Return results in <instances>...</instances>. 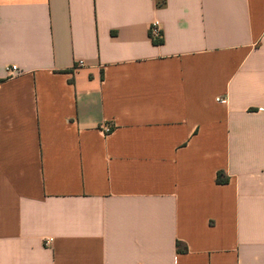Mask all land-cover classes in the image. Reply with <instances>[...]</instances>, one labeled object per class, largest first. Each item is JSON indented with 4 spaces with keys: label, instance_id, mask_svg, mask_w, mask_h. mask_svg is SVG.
Segmentation results:
<instances>
[{
    "label": "crops",
    "instance_id": "obj_1",
    "mask_svg": "<svg viewBox=\"0 0 264 264\" xmlns=\"http://www.w3.org/2000/svg\"><path fill=\"white\" fill-rule=\"evenodd\" d=\"M258 108L264 0H0V264H264Z\"/></svg>",
    "mask_w": 264,
    "mask_h": 264
},
{
    "label": "built area",
    "instance_id": "obj_2",
    "mask_svg": "<svg viewBox=\"0 0 264 264\" xmlns=\"http://www.w3.org/2000/svg\"><path fill=\"white\" fill-rule=\"evenodd\" d=\"M150 35H151V37L153 38V40H154V39H159V38H161V30H160V28H159V26H158L157 23H154V24L151 26V28H150ZM84 64H85V61H84L83 59H79V60L76 62L75 66H76V67H81V66H83ZM7 70H8V72L10 73V75L13 76V75H15V74L18 73V66L15 65V64H14V65H11L10 67L7 68ZM221 101H224V99L221 100ZM258 109L264 111V108H258ZM105 129H106V130H109L110 128L106 127ZM47 241H48V242H51L52 239L49 238Z\"/></svg>",
    "mask_w": 264,
    "mask_h": 264
},
{
    "label": "trees",
    "instance_id": "obj_3",
    "mask_svg": "<svg viewBox=\"0 0 264 264\" xmlns=\"http://www.w3.org/2000/svg\"><path fill=\"white\" fill-rule=\"evenodd\" d=\"M162 42H163V38H159V39H154L153 40V43H155V44H159V43H162ZM217 181L219 183L220 182H226V181H228V176H226L223 171H219L218 174H217Z\"/></svg>",
    "mask_w": 264,
    "mask_h": 264
}]
</instances>
